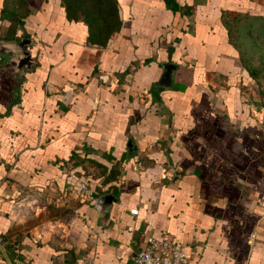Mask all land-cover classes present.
Instances as JSON below:
<instances>
[{"label":"crops","instance_id":"1","mask_svg":"<svg viewBox=\"0 0 264 264\" xmlns=\"http://www.w3.org/2000/svg\"><path fill=\"white\" fill-rule=\"evenodd\" d=\"M263 16L0 0V264H127L145 233L178 238L183 264H264V131L230 31Z\"/></svg>","mask_w":264,"mask_h":264},{"label":"rangeland","instance_id":"2","mask_svg":"<svg viewBox=\"0 0 264 264\" xmlns=\"http://www.w3.org/2000/svg\"><path fill=\"white\" fill-rule=\"evenodd\" d=\"M230 31L245 64L255 70L254 78L242 89L253 103L254 115L264 131V16L259 19H234Z\"/></svg>","mask_w":264,"mask_h":264},{"label":"built area","instance_id":"3","mask_svg":"<svg viewBox=\"0 0 264 264\" xmlns=\"http://www.w3.org/2000/svg\"><path fill=\"white\" fill-rule=\"evenodd\" d=\"M129 211L136 213L137 209L133 208ZM184 257L183 243L178 238H157L145 233L144 245L134 252L127 264H183Z\"/></svg>","mask_w":264,"mask_h":264},{"label":"water","instance_id":"4","mask_svg":"<svg viewBox=\"0 0 264 264\" xmlns=\"http://www.w3.org/2000/svg\"><path fill=\"white\" fill-rule=\"evenodd\" d=\"M22 43L23 41H17L15 42V45H17L19 48H14L11 47L8 49V51L10 52V57L16 62L15 67L17 69H20L23 66H28V63L30 62V57L28 54V51L24 50L22 47ZM6 44V43H3ZM174 66L173 63H165L163 65L164 71H163V76L164 77H168L169 74V70ZM129 143V141H128ZM114 197L112 194L110 193H103L101 195H98L97 198L95 199L96 202L101 201L102 203H104L105 205L108 206L109 202L111 200H113Z\"/></svg>","mask_w":264,"mask_h":264},{"label":"trees","instance_id":"5","mask_svg":"<svg viewBox=\"0 0 264 264\" xmlns=\"http://www.w3.org/2000/svg\"><path fill=\"white\" fill-rule=\"evenodd\" d=\"M239 58H240V61H241L242 65H243L245 71L247 72L248 76L250 77V79L254 78L255 70L253 68L248 67V65L245 64L244 59L241 57L240 52H239Z\"/></svg>","mask_w":264,"mask_h":264}]
</instances>
